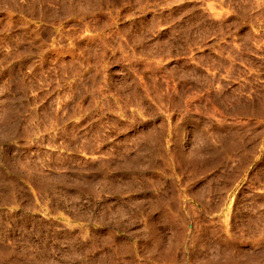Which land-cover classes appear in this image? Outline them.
<instances>
[{
	"label": "rangeland",
	"instance_id": "374dc122",
	"mask_svg": "<svg viewBox=\"0 0 264 264\" xmlns=\"http://www.w3.org/2000/svg\"><path fill=\"white\" fill-rule=\"evenodd\" d=\"M232 263L264 264V0H0V264Z\"/></svg>",
	"mask_w": 264,
	"mask_h": 264
},
{
	"label": "bare ground",
	"instance_id": "6f19581e",
	"mask_svg": "<svg viewBox=\"0 0 264 264\" xmlns=\"http://www.w3.org/2000/svg\"><path fill=\"white\" fill-rule=\"evenodd\" d=\"M42 190V189H41ZM180 201V200H179ZM201 203V202H200ZM179 205V204H178ZM261 230V229H260ZM233 252V251H232ZM233 254V253H232ZM164 255V254H163ZM238 260V259H237ZM235 261V260H234ZM166 263V262H165ZM233 264V263H232Z\"/></svg>",
	"mask_w": 264,
	"mask_h": 264
}]
</instances>
